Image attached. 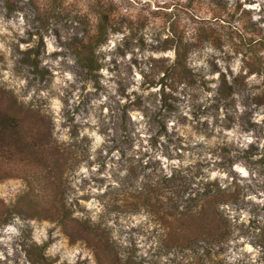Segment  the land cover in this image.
Wrapping results in <instances>:
<instances>
[{"label": "rangeland", "instance_id": "374dc122", "mask_svg": "<svg viewBox=\"0 0 264 264\" xmlns=\"http://www.w3.org/2000/svg\"><path fill=\"white\" fill-rule=\"evenodd\" d=\"M0 88L65 151L0 136V264H99L87 219L143 264H264V0H0Z\"/></svg>", "mask_w": 264, "mask_h": 264}, {"label": "trees", "instance_id": "16d2710c", "mask_svg": "<svg viewBox=\"0 0 264 264\" xmlns=\"http://www.w3.org/2000/svg\"><path fill=\"white\" fill-rule=\"evenodd\" d=\"M81 62L85 67L88 68V71H92L94 69L96 60L93 49H90L89 55L86 58H83ZM32 65L35 66V69L41 74L42 78L46 77V74L48 73L46 68L40 69L37 61H34ZM7 101L10 102L9 105H7L10 107H2L0 110V136L6 132H10L12 136H18V139L14 141V144L23 142L24 146L28 147L30 150L38 145L42 151H49L52 149L54 152H58V154L61 152L57 146V139L53 136V120L50 114L42 113L40 110H35L31 107L25 109V106L18 103V99L13 93L0 88V102L5 103ZM21 116L23 117L20 120ZM24 133L29 137L27 143L25 142ZM39 141H41V144H38ZM83 143H87V140H83V142L77 144V146L79 149H81V151L84 152L87 150V145H83ZM59 155H65V151ZM67 155H70V157L63 159L61 157V159H58L59 161L57 162V168L59 172L57 176L55 175V178L58 181V190L55 194V199L60 196V201L52 205L46 201L44 205L45 209H47V212H49L53 218H56L63 223L68 222V220L73 217L71 216L70 208L65 202L69 187L67 182L65 185V180L62 179V176L66 170L73 169L81 160L77 157L74 151H69ZM26 166H30V164L27 162V164H25L23 167H20V169L25 170L28 179V177H31V170L27 169ZM44 179L46 180L45 182L40 178V176L33 175L31 181H33L35 185H47L49 179L46 177H44ZM185 223L189 224L187 222ZM183 224L184 223H180L178 226ZM220 224L218 223L219 227L221 226ZM80 226L83 230V234H87V239H89V242H91V245H93L99 264H143L145 261V258L139 259L137 254L138 247L135 243L130 245L127 250H123L122 246L111 238L109 231L106 229L101 231L100 227L94 229L91 226L90 219H87ZM92 233L93 235H91ZM191 234L192 232H179L177 234H172L168 241V247H175L181 251L185 250L186 248H191L197 255L198 253L195 251V248L199 241L203 240L205 237H197ZM226 236L227 232L221 231L218 235L216 234V237H211L212 239L207 241L209 244L215 242L219 243L224 240ZM121 254H125V256L122 257L123 255ZM200 259H203V257L200 256L199 260Z\"/></svg>", "mask_w": 264, "mask_h": 264}, {"label": "clouds", "instance_id": "9594fccd", "mask_svg": "<svg viewBox=\"0 0 264 264\" xmlns=\"http://www.w3.org/2000/svg\"><path fill=\"white\" fill-rule=\"evenodd\" d=\"M21 22H23V21H21Z\"/></svg>", "mask_w": 264, "mask_h": 264}]
</instances>
